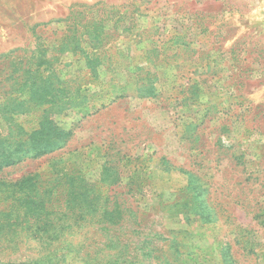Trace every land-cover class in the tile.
Listing matches in <instances>:
<instances>
[{"label":"rangeland","instance_id":"374dc122","mask_svg":"<svg viewBox=\"0 0 264 264\" xmlns=\"http://www.w3.org/2000/svg\"><path fill=\"white\" fill-rule=\"evenodd\" d=\"M91 14L107 36L57 55L54 102L9 116L25 94L0 99L2 136L39 129L46 108L58 131L43 155L23 137L0 156V199L17 190L46 211L0 226V264H264V0H0V56ZM75 177L88 211L107 194L135 214L71 215L60 194L47 214V193Z\"/></svg>","mask_w":264,"mask_h":264},{"label":"trees","instance_id":"16d2710c","mask_svg":"<svg viewBox=\"0 0 264 264\" xmlns=\"http://www.w3.org/2000/svg\"><path fill=\"white\" fill-rule=\"evenodd\" d=\"M107 20V17L96 18L92 16V14L85 16L82 21L78 17H74L75 26L64 31L61 41L57 43H47L46 39H40L43 37L39 35L40 44L34 47V52L30 53L29 56L15 57L13 56L14 54L0 56V61L2 60L0 62V99L4 100V103L9 104L8 95L11 97V95L15 94H25V96L22 97L23 100L14 99L18 100L15 102L17 103L15 105L16 109L12 108L11 105L10 107H4L5 112H8L7 115L14 116L26 114L32 107L39 109L47 104V98L51 102H54L57 95L52 91H47L54 89L47 87L53 86V83L47 82V76H45V74H47L48 71H53L54 65L58 60L57 55L59 56L69 51L81 52L83 50V45L89 47L92 51H97L102 46L104 38L107 36L104 32V28L108 24ZM35 38H37V36ZM87 60L86 58V61ZM54 76L55 74L52 72L48 78ZM56 88L58 90L60 89L59 87ZM46 112L47 108L43 109V113L39 117L38 125L41 126L39 129L28 132L10 125L7 128L6 136H2V133H0V156L5 152L7 147L13 144H22L23 137H27L26 141H30V143L37 140L40 141V144L35 149V154L32 155L33 157L46 153L45 145L41 143L42 141L47 140L48 146H55L57 144L55 138L58 131L47 121V117H45ZM41 134H45L47 139H43ZM8 160L9 156H6L5 159L0 157V172L3 168L9 166L7 164ZM79 180L80 179L77 177L68 180V184L66 185L67 188L64 185L63 189H61L60 193L57 195H55L54 192L47 193L46 198L47 204L49 205V207H47V214H57L59 209L65 204L58 203L59 194L60 196L65 195L66 206L71 215L80 213L81 215L87 216L86 214L89 212L97 213L100 210L102 214L108 217L107 222L109 224L117 225L122 220L124 214L129 212L128 216L130 217L135 214L134 212L132 213L130 208L125 207L126 202H118L117 199L111 200L109 198L111 196L107 194L103 196V198H100L103 201H99L98 198L97 201H93V205L90 208L91 211H88V204L85 201L74 199L83 187ZM23 183L24 180H19L16 181L14 185L5 184L4 186L16 187L18 184L21 186ZM24 193L25 192H23V197H26L21 200V197L17 195V190H12L10 192L8 190L2 191L6 199H0V202H2L0 203V226L7 227L8 229L16 228L18 220L23 219L22 222L25 224V227H28L30 223L27 220L30 219H27V212L30 213V218L34 216L40 217L46 212L43 205H41V208H38V211L30 209L31 204L29 203V199L31 198L28 197V193L24 196ZM51 199L53 200L52 202ZM4 203L8 204L5 206ZM55 203L58 204L55 206ZM187 206L188 203L181 204V208L183 209H186ZM20 207H23L26 211V214L22 217H20V212H22L23 209ZM191 208V206L188 207L189 210H191ZM188 215L189 214L186 213L184 216L187 217ZM124 257L123 252H119L112 264H119V262L121 264H126L128 260H124ZM132 263L133 262H130V264Z\"/></svg>","mask_w":264,"mask_h":264}]
</instances>
